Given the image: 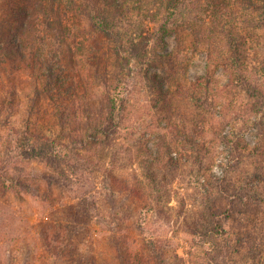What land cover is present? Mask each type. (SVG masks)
Wrapping results in <instances>:
<instances>
[{"label":"rangeland","instance_id":"rangeland-1","mask_svg":"<svg viewBox=\"0 0 264 264\" xmlns=\"http://www.w3.org/2000/svg\"><path fill=\"white\" fill-rule=\"evenodd\" d=\"M120 1L132 11L128 27L104 43L119 44V53L101 49L100 56L106 72L121 73L129 86L132 125L105 144H92L93 170H99L91 185L84 184L85 170L37 161L11 167L13 153L3 139L16 130H0V264H253L192 234L200 230L195 224L206 213L208 198H215L217 210H229L230 236L244 233L248 220L253 226L264 218V203L256 208L243 194L248 207L242 211L235 201L241 187L252 194L264 191V101L252 92L256 84L264 89L259 1L181 0L180 21L164 38L166 9L160 0ZM21 4L26 7L19 0L16 9ZM229 45H238L251 89L232 85L220 64H207L209 58L235 54ZM7 64L0 62V99L10 95L15 67ZM206 73L212 93L201 109L186 92ZM14 76L23 81L8 109L15 110L13 126L20 129L34 89L27 71ZM167 93L169 101L161 102ZM38 106L34 123L53 118L50 100ZM110 174L114 178L108 179ZM115 179L137 185L145 198L120 190ZM19 181L32 188L25 191Z\"/></svg>","mask_w":264,"mask_h":264},{"label":"trees","instance_id":"trees-1","mask_svg":"<svg viewBox=\"0 0 264 264\" xmlns=\"http://www.w3.org/2000/svg\"><path fill=\"white\" fill-rule=\"evenodd\" d=\"M24 1L26 7L21 4L16 9L19 0H4L0 10V62H12L14 75L18 70L27 71L34 89L29 114L23 120L25 126L20 129L13 126L12 117L16 112L11 107L16 103L23 80L13 75L9 84L10 95L0 99V130L5 134L9 128L14 133L16 130V134H10L11 138L3 139L8 151L13 153L8 156L12 157L9 164L22 169L27 161H37L52 167L61 165L75 171L85 170L87 177L84 178V184L91 185L90 179L93 181L92 176L99 170H93L96 164L91 158V147L99 146V142L105 144L111 135H118L132 125L128 114L129 86L121 73L113 75L106 72L105 62L102 63L100 56L101 49L115 48V52L119 53V44L105 47L104 43H111L123 28L128 27L125 21H129L132 11L125 9V4L120 0ZM160 1L166 9L161 32L164 38L178 25V12L182 3L181 0ZM255 1L250 0L251 5H257ZM258 1V7L263 11L258 19L264 27V0ZM237 46L229 45L228 51L233 53L234 50L235 54L209 58L207 64H220L232 85L241 83L244 87L250 85L251 89L254 84L244 74L241 51L236 49ZM93 67H96L95 73ZM121 68L124 70L123 66ZM152 85L163 86L154 80ZM211 85L212 78L206 73L197 78L186 93L191 92L189 99L192 103L205 109V98L208 99L212 93ZM252 92L256 93L258 100L262 97L264 101V89L258 88V84ZM160 97L163 103L169 101L168 93ZM44 98L52 103L54 116L45 119V122L34 123L33 116L40 113L38 105ZM9 105L11 107L8 109ZM64 176L72 180L65 172L62 174ZM112 178L114 176L110 174L108 179ZM116 182H119L120 190L135 192L140 198H145L144 190L137 185L127 180L118 179ZM19 183L25 191L32 188L30 183ZM251 191L249 188L244 190V187L236 191L239 198L235 201L242 206V211L248 207L243 194L252 200L256 208L261 209L264 203L263 190L253 194ZM209 195L213 196V193ZM164 196L171 199V193L164 192ZM216 204L215 198L207 199V214H202L197 220L195 226L200 230L194 231L193 237L202 239L203 243L209 241L216 251H233L241 260L249 257L253 264H264V218L254 220L253 226L248 220L244 233L237 232L230 236L227 229L230 212L226 208L217 210ZM199 217L198 214L196 219Z\"/></svg>","mask_w":264,"mask_h":264}]
</instances>
